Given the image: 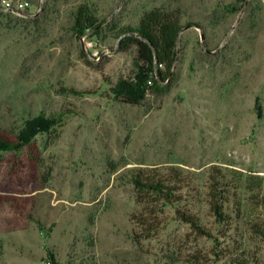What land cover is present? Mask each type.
<instances>
[{"label":"rangeland","instance_id":"obj_1","mask_svg":"<svg viewBox=\"0 0 264 264\" xmlns=\"http://www.w3.org/2000/svg\"><path fill=\"white\" fill-rule=\"evenodd\" d=\"M80 6L110 51L100 61L82 51ZM153 10L183 27L157 30L171 80L132 89L142 63L124 32ZM0 137L29 142L0 153V264H264V0H0ZM139 170L177 172L181 201L138 202ZM216 170L227 225L208 204Z\"/></svg>","mask_w":264,"mask_h":264},{"label":"trees","instance_id":"obj_2","mask_svg":"<svg viewBox=\"0 0 264 264\" xmlns=\"http://www.w3.org/2000/svg\"><path fill=\"white\" fill-rule=\"evenodd\" d=\"M241 2L245 0H240ZM260 2V0H257ZM262 3V2H261ZM4 9V8H3ZM100 25L90 14L87 6H80L75 13L74 29L78 37L86 32L91 31L93 35L100 33ZM163 29L168 32L170 36L175 38L180 32L183 31V27L180 24L174 23L169 28L162 25V20L159 11L153 10L145 13L141 18L139 25L136 28L127 29L124 33H132V36H127L122 40V46H126L127 43H133L137 46V62L142 63L140 67L141 77L135 83L128 84L132 89L141 88L146 82H151L156 89H160L165 83H169L172 76L171 67L168 66L166 73H163L159 68L160 65L163 67L165 63V49L159 39L157 30ZM174 58V57H173ZM153 74V75H152ZM150 75L151 78H150ZM72 93L78 94V92L71 90ZM63 113L51 114L45 116L42 114L39 117L41 124V131L46 129H53L61 127L63 123ZM30 126L32 124L29 123ZM28 124V126H29ZM30 130V129H29ZM28 129L25 131L29 133ZM29 142L27 139H21L18 142L5 141L0 137V153L7 152H20L24 147L28 146ZM179 175L173 176L172 181L165 180L160 177L157 172H146L139 170L131 176V183L137 194L138 202L147 203H161L163 205H175L181 201L179 187L177 186V180ZM221 172L216 170V173L211 175L210 189L208 193V204L210 211L216 218V221L221 224L227 225L231 220V216L226 214L224 211V204L226 203V196L224 191L220 189L223 184ZM264 204V199H263ZM177 216L185 224L189 225L192 230L201 237H207L214 239V236L210 230L205 228L199 218L188 211L177 210ZM141 224L146 226L148 224L147 219L141 216ZM149 230L152 231L154 228L149 226ZM255 231L264 239V227L256 226ZM231 264H248L244 260H235Z\"/></svg>","mask_w":264,"mask_h":264},{"label":"built area","instance_id":"obj_3","mask_svg":"<svg viewBox=\"0 0 264 264\" xmlns=\"http://www.w3.org/2000/svg\"><path fill=\"white\" fill-rule=\"evenodd\" d=\"M4 9L11 12H22L29 7V3L26 1H4ZM79 42L82 47L84 55L92 61H100L110 51L104 48L95 38V35L91 31H86L79 36ZM161 67V65H160Z\"/></svg>","mask_w":264,"mask_h":264},{"label":"water","instance_id":"obj_4","mask_svg":"<svg viewBox=\"0 0 264 264\" xmlns=\"http://www.w3.org/2000/svg\"><path fill=\"white\" fill-rule=\"evenodd\" d=\"M202 41H204V36L202 35Z\"/></svg>","mask_w":264,"mask_h":264}]
</instances>
